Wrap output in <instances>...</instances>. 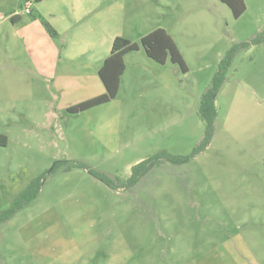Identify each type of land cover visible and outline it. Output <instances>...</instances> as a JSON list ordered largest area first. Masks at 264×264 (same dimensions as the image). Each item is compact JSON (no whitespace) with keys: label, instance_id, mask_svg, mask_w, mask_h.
Listing matches in <instances>:
<instances>
[{"label":"rangeland","instance_id":"obj_1","mask_svg":"<svg viewBox=\"0 0 264 264\" xmlns=\"http://www.w3.org/2000/svg\"><path fill=\"white\" fill-rule=\"evenodd\" d=\"M23 4L0 0V211L42 181L0 224V264H264V0L238 18L221 0H110L112 33L140 44L163 27L188 71L140 47L117 97L80 113L66 107L104 89L98 73L78 90L39 75L9 18L30 16ZM91 58L58 67L92 74ZM217 77L207 142L200 104Z\"/></svg>","mask_w":264,"mask_h":264},{"label":"crops","instance_id":"obj_2","mask_svg":"<svg viewBox=\"0 0 264 264\" xmlns=\"http://www.w3.org/2000/svg\"><path fill=\"white\" fill-rule=\"evenodd\" d=\"M45 1L39 0L38 6L35 5L34 9H38L37 16L31 12L29 13L30 16L23 18L18 10L10 14L9 18L13 25L21 28L15 29L14 35L17 34L16 37L23 41L24 47L31 51L29 55L39 75L47 80L50 79L53 86L57 85V88L61 87V82L65 83L66 81L65 87L78 90L80 84L78 78L83 77L85 81H89V76L94 77V70L98 73L104 60L109 56L115 37L122 35L119 32L112 33L111 31L110 0H56L55 6L53 3L47 6ZM69 1V11L67 9L69 16L67 18L60 5H69ZM22 12H24L23 8ZM82 12L89 16L81 14ZM12 17L15 18L14 21ZM6 18L7 16H0V22L5 21ZM72 18L73 23L70 21ZM44 20L51 22L57 31V36H51L44 29ZM33 26L35 27L33 28ZM89 53H91L93 60L92 74L89 72L78 73L70 69L62 72L63 70L58 67L59 62L65 58L82 61L86 56L89 57ZM103 92L104 89L100 88L96 94L90 95L84 100ZM71 105H68L66 109ZM0 142L2 143L0 146L8 144V136L5 133L0 132Z\"/></svg>","mask_w":264,"mask_h":264},{"label":"trees","instance_id":"obj_3","mask_svg":"<svg viewBox=\"0 0 264 264\" xmlns=\"http://www.w3.org/2000/svg\"><path fill=\"white\" fill-rule=\"evenodd\" d=\"M226 3L232 10L233 15L238 18L246 9L245 0H221ZM14 17L12 20L14 21ZM47 32L55 37L57 31L47 20L43 21ZM142 47L145 54L152 60L165 64L168 61L180 66L183 72L188 71V66L184 60L183 54L179 49L173 36L163 27L156 28L141 37L140 44L130 40L124 36H116L113 40L111 52L101 65L98 75L104 86V92L92 98L86 99L79 103L69 106L66 110L70 113H80L89 110L95 106L105 104L117 97L121 87V77L126 69L125 55L129 52L138 50ZM223 79L217 77L212 88L203 93L200 104V115L206 124V140L212 137L215 119L217 117V109L215 106V96L219 90ZM0 145L2 143L0 142ZM163 154L150 157L133 166L132 174L129 178L130 183H136L147 174L150 169L162 158ZM77 165L87 167L85 163L78 162ZM93 174L102 180L111 184V181L104 175L91 170ZM41 178L34 181L20 196L19 202H15L13 206L0 211V224L9 220L11 216L23 206L22 200L32 199L36 197L41 187ZM33 195V196H32Z\"/></svg>","mask_w":264,"mask_h":264},{"label":"built area","instance_id":"obj_4","mask_svg":"<svg viewBox=\"0 0 264 264\" xmlns=\"http://www.w3.org/2000/svg\"><path fill=\"white\" fill-rule=\"evenodd\" d=\"M32 7H33V0H26L23 5V11L27 13H31Z\"/></svg>","mask_w":264,"mask_h":264}]
</instances>
